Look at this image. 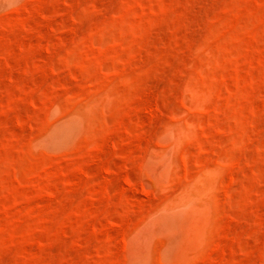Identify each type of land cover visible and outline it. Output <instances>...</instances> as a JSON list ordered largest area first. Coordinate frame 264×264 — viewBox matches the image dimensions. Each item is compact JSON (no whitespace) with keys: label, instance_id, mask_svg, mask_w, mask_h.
I'll use <instances>...</instances> for the list:
<instances>
[{"label":"rangeland","instance_id":"rangeland-1","mask_svg":"<svg viewBox=\"0 0 264 264\" xmlns=\"http://www.w3.org/2000/svg\"><path fill=\"white\" fill-rule=\"evenodd\" d=\"M0 264H264V0H0Z\"/></svg>","mask_w":264,"mask_h":264}]
</instances>
